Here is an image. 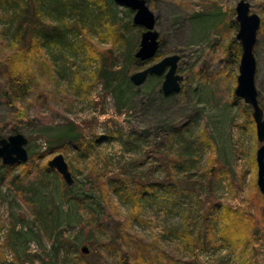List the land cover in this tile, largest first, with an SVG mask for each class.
I'll return each instance as SVG.
<instances>
[{"label":"rangeland","instance_id":"374dc122","mask_svg":"<svg viewBox=\"0 0 264 264\" xmlns=\"http://www.w3.org/2000/svg\"><path fill=\"white\" fill-rule=\"evenodd\" d=\"M13 1L0 0V134L14 133L6 122L16 117L32 155L0 186V264H122L130 247L120 250L114 242L125 236L132 244L130 235L155 242L161 258H175L170 264H264L256 161L262 143L252 107L235 94L240 62L229 56L240 0H148L160 33L158 53L148 61L135 56L144 27L134 24L129 7L113 1L102 18L98 7L105 9L107 0H89V8L67 16L61 45L36 51L26 47L32 33L27 42L17 37L21 18ZM247 1L262 18L254 54L264 109V0ZM42 2L47 23L55 24L52 4ZM25 4L30 15L34 2ZM109 17L115 21L106 22ZM17 53L24 57L19 69L36 76L19 102L23 119L4 85L6 58ZM102 53L112 60L106 65L115 62L111 87L99 77ZM175 53L185 77L179 93H163L164 74L140 85L130 79ZM68 130L79 132L83 145L66 139L50 151ZM58 153L69 163L71 185L55 169L44 172ZM149 182L162 189L139 201Z\"/></svg>","mask_w":264,"mask_h":264},{"label":"water","instance_id":"95a60500","mask_svg":"<svg viewBox=\"0 0 264 264\" xmlns=\"http://www.w3.org/2000/svg\"><path fill=\"white\" fill-rule=\"evenodd\" d=\"M116 4L135 10L134 24L144 27L141 41L135 56L142 61L153 59L160 48V33L156 29L157 16L149 7L148 0H114ZM236 20L239 29L237 40L242 46V55L239 63L238 84L235 94L242 98L253 109V118L256 124L257 137L262 143L257 150L256 161L258 167V186L264 194V109L262 108L256 85L257 60L254 54V46L257 41L258 30L262 18L258 13L251 11V3L240 0L236 6ZM180 54L165 56L160 61L148 67L136 71L130 76L132 82L140 85L151 75L164 74L162 91L166 96L177 94L182 89L184 75L178 72ZM28 137L22 132L12 133L0 138V160L5 165L17 162H27L29 151L27 149ZM48 166L57 170L68 185L74 181L72 171L63 153H58L48 161ZM264 213V207L262 208ZM84 253H89L87 246L82 247ZM128 264V263H122Z\"/></svg>","mask_w":264,"mask_h":264},{"label":"trees","instance_id":"16d2710c","mask_svg":"<svg viewBox=\"0 0 264 264\" xmlns=\"http://www.w3.org/2000/svg\"><path fill=\"white\" fill-rule=\"evenodd\" d=\"M15 1V2H14ZM11 3H15V8H17V12L16 15L21 18L20 19V24L18 26V31L20 30V35L17 37H21L22 41L27 42L26 41V34H31V39H32V44L26 46L28 49H32V46L36 47V51L38 50V48H40L42 45H52V44H60L63 41L64 37L67 34V29H70L67 27L66 24H64L67 19V16H74L76 15L75 13L77 12L75 10L76 7L81 6V5H85L86 8H89L88 5L89 3H87V1L89 0H85L83 2H76L75 0H43V4L45 3H50L52 4V9L53 11L56 12L55 18L57 20V22L49 24L46 21V12L44 10H42L43 6L41 5V3H39V0H31L34 2L35 5V9L33 12H31L30 15H28V7L27 4H25L27 2V0H14ZM114 0H107V7L105 9L103 8H99V11L102 12L103 16L102 18H106L107 15H109V11L112 10V4L115 2H113ZM25 2V3H24ZM83 3V4H82ZM18 8H20L18 10ZM77 9V8H76ZM50 13V12H49ZM113 13H111L110 15H112ZM101 18V19H102ZM26 20L27 21V25L25 27L21 28V21ZM106 22H111L113 23L115 21V19L113 17H109L105 20ZM68 22H71L70 20H68ZM75 25L79 26L78 28H83L85 26V23L83 22L82 19H80L79 17H75ZM57 23V24H56ZM235 26H238L237 22H234ZM121 39V38H120ZM122 40V39H121ZM123 41V40H122ZM116 44L118 43V40H116ZM229 49L233 50V52L230 53V59L231 62L234 64H238L240 62L241 59V55H242V46L241 43L236 39H234L230 44H229ZM103 55V53H102ZM104 56V55H103ZM24 59L23 54L22 53H17V55H15L14 57H10L7 56L6 61H8L9 64L6 63L7 65V72L8 74H6V78H5V83L4 85L6 86V95L8 96V102L10 103V106H14L15 104H18L19 106V113L21 114L22 118H24L23 116V110L20 107V103L30 92V88L32 86V84L34 83L36 76L31 74L29 75L27 72L22 71L19 69L18 67V63L17 62H21ZM107 61H112V60H107V58L104 56V58H102V70L99 73V77L102 80L103 84L106 87H111V85L113 86L114 84V77H116V71H115V62H111L109 65H106ZM4 61L0 62V65H2ZM140 63V61H139ZM142 64V63H141ZM123 71V70H122ZM16 117H12V119L8 122H6V124L8 126L12 127V130L14 133L16 132H20L18 131V129L16 128ZM20 119V118H19ZM15 125V126H14ZM63 135V139L60 140V144L59 146H52L49 147L50 151H55L56 149H58V147H61L62 145H67L66 139L70 140V141H74L76 142L77 145H83V140L80 138V133L77 131H72V130H68L65 131ZM2 137H6L3 134H0V138ZM32 155L29 154V156ZM40 157H43L42 155ZM30 160V157H29ZM0 160V165L1 168L4 169V173H1L0 176V186L2 185V183H4L6 175L9 172H12L13 170H15L17 167H19L20 165H24L26 162H17L11 165H5L3 164V162ZM49 166L46 167V169H44V172H46L45 170H48ZM51 170H53V168H50ZM47 174V173H45ZM148 185L145 186V191L142 192L141 198L139 199V201H143L145 199H152L153 197H155L160 189H162L163 184L160 182H149L147 183ZM262 195H264L261 192ZM231 209V208H229ZM227 210V214L226 216H223V218L225 217V219H229L230 217H228V215H230V212ZM231 211V210H230ZM263 212V211H262ZM264 214V213H263ZM233 219L237 220L239 219L237 216L234 217ZM130 235V234H129ZM130 238L132 240V244L131 241L129 242V239H127L125 236L120 237V239L122 240V242H114V244L118 245V248L121 249H125V248H129L130 250H127L124 255L122 256V263H128V264H151V263H155V262H160L161 264H170V262H175V258L170 256V255H166L167 259L161 258L159 252L160 251H155V247L156 244L155 242L152 243H146L144 241H141L139 239H137L134 236L130 235ZM152 246L154 248H152ZM59 248H57V253L59 252ZM133 248V249H132ZM0 254L2 255V253L0 252ZM163 254V252H162ZM18 259L23 260L24 258L20 257L18 254L16 255ZM84 256V255H83ZM88 256V255H85ZM30 258V256H28ZM90 263L91 260L87 259ZM99 264V263H97Z\"/></svg>","mask_w":264,"mask_h":264}]
</instances>
